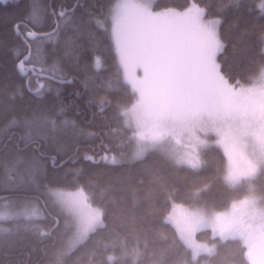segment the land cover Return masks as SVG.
I'll use <instances>...</instances> for the list:
<instances>
[{
	"label": "snow or ice",
	"instance_id": "6c2138e0",
	"mask_svg": "<svg viewBox=\"0 0 264 264\" xmlns=\"http://www.w3.org/2000/svg\"><path fill=\"white\" fill-rule=\"evenodd\" d=\"M8 2L0 0V4ZM255 7L252 6L253 11ZM259 8L264 12V0ZM211 14L210 9L201 10L199 4L177 9L162 7L157 0H72L59 6L29 0L27 22L36 25L52 20V33L27 32L37 43L40 62L48 63L51 57L48 83L44 91L37 85L33 92L25 66L32 62V44L25 41L29 55L14 64L24 83L17 87L14 96L23 98L27 90L44 101L51 93L53 102L43 110L38 105L31 118L25 116L18 121L13 117L9 123V127L23 125L26 133L23 148L17 145L0 158V166L8 176L0 182V190L14 194L0 197L8 206L6 213H0V220L8 225L0 229L5 234L0 238V249L13 247L17 239L27 235L47 237L51 256L55 257L48 259L47 264H66L90 242L100 244L102 233L119 234L118 227H110L107 208L96 201L91 190L96 181L85 175L84 167L70 170L74 172V192L60 190L67 172L65 177L49 172V164L55 169L57 162L47 149L63 150L57 146L55 133L61 126L71 124L77 130V143L89 138L100 141L102 150L98 157L88 154L94 151L92 145L82 157L76 156L94 165L119 166L120 157L126 154L120 152L118 156L113 149L123 148L127 142L135 146L131 162L143 161L155 153L166 156L177 171L199 173L209 167L215 169L210 179L201 178V186L182 198L185 203L178 204L174 199L176 189L166 192L168 207L155 211H161V223L171 233L161 229L158 235L171 243L161 251V259L152 264H163L165 253L173 247L182 248L187 254L188 259L182 264H214L221 248L227 245H235V249L221 264H241V259L243 264H264V192L251 191L241 200H232L225 211H216L215 206L202 199L211 181L219 180L235 188L264 171V71L254 82L245 84L223 70L219 59L225 49L220 31L223 21L209 19ZM13 29L19 35L21 23H15ZM259 29L264 46V23ZM52 34L58 39L48 51L42 46ZM100 37L115 66V72L108 76L104 74L107 68L100 71L101 57L95 55L93 42ZM103 63L108 65L109 57L105 56ZM73 72L80 76H71ZM98 80L103 83L94 85ZM77 82L82 91L75 95H87L86 104L93 110L89 125L97 127L96 132L62 119L75 102L65 104L58 86ZM114 121L122 127H113ZM118 131L127 140L109 143L112 133ZM165 144L173 145V151L166 153ZM217 149L223 155L219 163L212 164L207 154ZM80 151L77 147L76 152ZM10 171L15 175H10ZM49 207L55 208L56 214L52 223L45 225L42 222L49 218ZM136 235L132 251L138 259L142 250L139 234ZM205 235L207 240H201ZM144 246L147 247L146 239ZM107 258L115 259L112 255ZM74 264L79 262L75 260Z\"/></svg>",
	"mask_w": 264,
	"mask_h": 264
},
{
	"label": "trees",
	"instance_id": "16d2710c",
	"mask_svg": "<svg viewBox=\"0 0 264 264\" xmlns=\"http://www.w3.org/2000/svg\"><path fill=\"white\" fill-rule=\"evenodd\" d=\"M71 2L72 0H41L43 5L55 4L57 6L61 3L70 4ZM104 2L105 0H100V3ZM157 2L162 7L178 9L191 3L199 4L204 7L205 12L211 10L212 14L209 15V18L219 17L223 21L220 31L225 49L219 59L222 60L223 70L230 76L246 83L252 80L264 65V51H262L259 29V25L264 23V12H261L259 8L261 0H157ZM253 5L256 6L254 11ZM28 7L29 0H9L7 5L0 4V90H3L0 91V149H2L0 158H3L9 149H14L17 145L23 148L24 145L23 137L26 129L23 125L9 127L13 117L18 121L25 116L31 118L38 105L43 110L53 102L51 93L44 101L38 100L33 93L27 90H25L23 98L14 96L17 87L24 83L23 78L14 69V64L18 63L28 52L25 48V39L22 37L29 29L38 32L53 30L50 19L36 25L27 22ZM17 22L21 23L19 35L13 29V25ZM57 39L56 35L52 34L50 41H46L42 47L51 51V48L56 45ZM28 42L32 44L30 58L32 64L41 66L43 71L49 74L47 69L51 63V57H48V63H41L36 50L37 43L34 39H28ZM93 43L95 44V55L101 57L100 71L103 72L107 68L105 76L113 74L115 66L111 62V54L104 45L102 37ZM17 50H19V55H17ZM105 56L109 57L108 65L103 63ZM93 70L95 71V69ZM71 76L79 77L80 73L73 72ZM31 82L33 92H35L38 82L34 79ZM47 83L46 79L45 84ZM98 83H103V81H95L94 85ZM58 87L62 91L65 104L75 102L62 119L69 122L75 121L77 125L90 133L98 131L97 127L89 125L93 110L86 104L87 95L80 97L75 95L76 92L82 91L80 84L78 82L73 85L62 84ZM39 89L40 91L45 90L44 87ZM113 127L119 128L122 125L114 121ZM38 128L39 124L34 129V134ZM76 131L71 124H67L61 126L55 133L57 146L62 147L63 150L57 152L56 148L47 149L49 156H55L57 162L55 169L49 164V172L57 177H65L67 172L62 188L74 189L75 186L72 184L74 172L70 170L84 167L85 175L96 181V184L91 186L96 201L107 208L110 227L113 225L118 227L119 234L110 231L102 233L100 244L90 242L85 249H81L69 258L66 264H74L75 260L79 264H152L153 261H159L161 251L167 248L171 240H162L158 232L163 229L169 231L170 235L171 233L168 227L161 223V211L155 210H164L168 207L165 202L166 192L173 189L177 190V196L174 198L176 202L185 203L182 198L187 197L190 190L201 186V178L210 179L214 175L215 169L209 167L199 173L184 169L177 171L166 156L155 153L150 154L143 161H123L115 167L104 163L94 165L82 158L76 159V156L82 157L89 145L94 146V151L88 153L100 152L102 150L99 148L100 141L96 138H89L77 143ZM117 140H125V134L119 131L112 133L109 143L115 145ZM4 145H7V148H3ZM77 147L81 149L79 153L76 152ZM113 150L119 151L121 148ZM222 155V150L217 149L210 151L207 154V159L212 164L219 163ZM45 163L48 161L46 160ZM223 166L226 168V157L223 159ZM10 175H15V172L10 171ZM6 179L8 176L0 166V182ZM254 182L261 189L264 186V176H259ZM251 191L244 182L235 188H230L219 180H214L211 181V187L206 194H203L202 199L209 205L215 206V210H217L228 206L232 200L242 198ZM12 195L14 194L0 190V197ZM15 195H21V193H15ZM40 203L41 205L44 203L43 197H41ZM48 211L50 213L48 220L42 222L45 225L51 224L52 217L56 214V210L50 207ZM5 222L0 220V229ZM137 233L142 250L138 259H136V253L132 251L137 242ZM4 235L0 233V238H3ZM145 239L147 247L144 246ZM201 239L207 240V236H201ZM234 249L235 245L223 246L221 255L215 259L214 264H221ZM93 251H95V255H93ZM125 251L129 254L124 255ZM45 252H48L47 256ZM51 252V242L47 237L27 235L22 239H17L13 247L9 248L6 245L0 249V264H47L48 259H55L51 256ZM109 255L114 256L115 259L109 261L107 258ZM185 259L188 257L183 249L173 247L165 253L163 264H182ZM241 264H243L242 259Z\"/></svg>",
	"mask_w": 264,
	"mask_h": 264
},
{
	"label": "rangeland",
	"instance_id": "374dc122",
	"mask_svg": "<svg viewBox=\"0 0 264 264\" xmlns=\"http://www.w3.org/2000/svg\"><path fill=\"white\" fill-rule=\"evenodd\" d=\"M195 5H196L195 3H191L188 6L195 7ZM171 8H173V7H171ZM200 9L203 10V11H205L204 7H201L200 6ZM209 19H220V18H218V17H212V18H209ZM262 71H264V65L261 66L260 70L253 76V78H252V81L253 82L260 77ZM245 84H247V82ZM126 140H127V136L125 135V140L124 141H126ZM164 148H165V152L167 153V152H172L174 146L171 145V144H165L164 145ZM134 150H135L134 144H130V143L125 142V144H124L123 148H121V150H119V151L118 150L117 151L114 150V151H115V154H117L118 156H119V153L120 152H124L126 154L123 157H120L122 159V162H123V161H131L130 160V157H131V155H132V153H133ZM176 151H181V149H176ZM88 154L89 155H95V156L98 157V155H96V154H92V153H88ZM226 167H227V158H226ZM259 176H264V171H262L260 173V175L252 178L251 180H245V181H243L244 184H246L249 187V189H251L252 191H255L257 194H260L261 192H264V186H262V188L260 189V187L258 188L257 185L255 184L256 182H254V181L257 180V178ZM60 190L61 191H65V192H74V191H76V188H74V189L61 188ZM249 193H247L246 195H248ZM245 196H243L242 198L236 199V200H241ZM178 204H181V203H178ZM185 206H187V205L185 204ZM229 207H230V204L228 206L224 207V208L217 209L216 211H225L226 208H229ZM50 208L55 209L53 207H50ZM7 210H8L7 202L4 199H0V213H6ZM2 225H3L2 228L8 227V225H7L6 222L3 223ZM201 240H204V239H201Z\"/></svg>",
	"mask_w": 264,
	"mask_h": 264
},
{
	"label": "water",
	"instance_id": "95a60500",
	"mask_svg": "<svg viewBox=\"0 0 264 264\" xmlns=\"http://www.w3.org/2000/svg\"><path fill=\"white\" fill-rule=\"evenodd\" d=\"M29 31H33V32H36V33H51L53 30H52V31H46V32H38V31H36V30H31V29H30ZM26 37H27V38H26ZM22 38L25 39V41L28 42V39H32L33 37H28V36H27V33H26V35L23 36ZM28 43H29V42H28ZM31 53H32V48H31ZM28 55H29V53L27 52V54H25V55L22 57V59H24V57H25V56H28ZM30 57H31V56H30ZM25 66H26V68L29 70V72H32L33 75H38V74H39V76H41V77H48V75H49V74H47V73L42 72V68L39 67V66H32V65H28V64H26ZM33 68L35 69L34 72L31 71Z\"/></svg>",
	"mask_w": 264,
	"mask_h": 264
},
{
	"label": "flooded vegetation",
	"instance_id": "af4514ba",
	"mask_svg": "<svg viewBox=\"0 0 264 264\" xmlns=\"http://www.w3.org/2000/svg\"><path fill=\"white\" fill-rule=\"evenodd\" d=\"M56 38H57V36H56ZM27 64H31V63H27ZM43 72H45V71H43ZM29 73H30V76H31V80L34 79V80H36V82H38L39 88L44 87L46 85L45 84V80L47 79V77H38V76L33 75L32 72H29ZM95 154L98 155L99 152H97Z\"/></svg>",
	"mask_w": 264,
	"mask_h": 264
},
{
	"label": "bare ground",
	"instance_id": "6f19581e",
	"mask_svg": "<svg viewBox=\"0 0 264 264\" xmlns=\"http://www.w3.org/2000/svg\"><path fill=\"white\" fill-rule=\"evenodd\" d=\"M31 64H32V62H31ZM42 70H43V69H42ZM64 117H65V116H64ZM64 117H63V118H64Z\"/></svg>",
	"mask_w": 264,
	"mask_h": 264
},
{
	"label": "crops",
	"instance_id": "0c3cea01",
	"mask_svg": "<svg viewBox=\"0 0 264 264\" xmlns=\"http://www.w3.org/2000/svg\"><path fill=\"white\" fill-rule=\"evenodd\" d=\"M212 18V17H211Z\"/></svg>",
	"mask_w": 264,
	"mask_h": 264
}]
</instances>
